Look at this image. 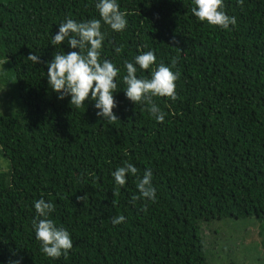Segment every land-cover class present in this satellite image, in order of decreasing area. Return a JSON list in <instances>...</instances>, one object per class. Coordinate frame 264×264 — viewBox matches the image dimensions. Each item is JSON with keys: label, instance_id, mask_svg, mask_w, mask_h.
Instances as JSON below:
<instances>
[{"label": "trees", "instance_id": "16d2710c", "mask_svg": "<svg viewBox=\"0 0 264 264\" xmlns=\"http://www.w3.org/2000/svg\"><path fill=\"white\" fill-rule=\"evenodd\" d=\"M223 2L237 18L228 30L198 21L193 0H117L127 27L101 21V61L119 69L118 119L109 122L91 98L79 109L58 99L44 63L78 51L51 41L66 18L100 19L98 0H0V152L9 162L0 171V264H209L208 221L253 216L264 233V0ZM149 50L156 62L137 66L138 78L178 58L177 99L152 98L163 123L124 93L125 61ZM125 162L140 178L152 170L155 202H132L136 176L115 184ZM41 198L70 233L67 258L45 256L35 238ZM117 215L125 221L113 225Z\"/></svg>", "mask_w": 264, "mask_h": 264}, {"label": "clouds", "instance_id": "9594fccd", "mask_svg": "<svg viewBox=\"0 0 264 264\" xmlns=\"http://www.w3.org/2000/svg\"><path fill=\"white\" fill-rule=\"evenodd\" d=\"M237 4L243 7L244 0H237ZM193 5L191 13L198 21L224 30H228L230 25L234 27L237 24L235 16H230L223 11V0H193ZM95 7L100 19L77 22L66 18L65 22L59 24L58 32L51 41L52 45L58 46L67 40L69 47L78 51L58 53L52 60L44 63L47 64L48 85L58 94V99L63 100L70 96L69 104L79 109L85 105L86 100L91 98L95 101L94 107L98 109L97 117L112 122L118 119L113 111L117 107L113 93L118 90L115 78L119 69L107 59L101 61L100 50L104 40L101 21L113 31L122 32L127 27L126 13L120 11L117 0H98ZM115 51L119 53L120 49L116 48ZM27 59L33 64L41 63L40 57L32 52L27 55ZM155 62L156 56L151 50L135 56L134 62L125 61L126 75L123 77V82L127 87L124 93L134 105H148L147 111L150 116L157 122L163 123L166 114L152 98L160 96L176 100V81L180 73L172 71L178 63V58L173 57L171 67L160 63L152 70L150 78L137 77V66L139 70L146 71ZM128 175L138 178L136 187L139 195L132 197L133 203L137 200L156 201L151 169H145L140 178L138 169L133 164L125 162L124 166L117 167L112 172L115 184L119 187L126 184ZM85 198V194L76 197L77 201H84ZM34 209L36 215L32 226L35 230V238L40 242L42 253L53 259H59L61 256L67 258L73 247V241L65 228L57 227L54 221L49 219L50 213L55 211V205L41 198L34 201ZM124 221L125 217L122 215L111 218L113 225ZM10 264H20V261H12Z\"/></svg>", "mask_w": 264, "mask_h": 264}, {"label": "rangeland", "instance_id": "374dc122", "mask_svg": "<svg viewBox=\"0 0 264 264\" xmlns=\"http://www.w3.org/2000/svg\"><path fill=\"white\" fill-rule=\"evenodd\" d=\"M0 89V94L2 93ZM9 169L0 152V171ZM264 233L253 216L208 221L203 228L204 250L209 264H264Z\"/></svg>", "mask_w": 264, "mask_h": 264}]
</instances>
